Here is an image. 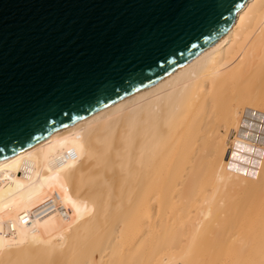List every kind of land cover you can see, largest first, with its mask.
<instances>
[{
	"label": "bare ground",
	"instance_id": "bare-ground-1",
	"mask_svg": "<svg viewBox=\"0 0 264 264\" xmlns=\"http://www.w3.org/2000/svg\"><path fill=\"white\" fill-rule=\"evenodd\" d=\"M264 113V0L176 70L0 158V264H264V170L227 166Z\"/></svg>",
	"mask_w": 264,
	"mask_h": 264
},
{
	"label": "water",
	"instance_id": "water-1",
	"mask_svg": "<svg viewBox=\"0 0 264 264\" xmlns=\"http://www.w3.org/2000/svg\"><path fill=\"white\" fill-rule=\"evenodd\" d=\"M246 0H0V158L220 41Z\"/></svg>",
	"mask_w": 264,
	"mask_h": 264
},
{
	"label": "crops",
	"instance_id": "crops-1",
	"mask_svg": "<svg viewBox=\"0 0 264 264\" xmlns=\"http://www.w3.org/2000/svg\"><path fill=\"white\" fill-rule=\"evenodd\" d=\"M231 137L235 142L227 166L243 175L258 177L264 170V113L246 110Z\"/></svg>",
	"mask_w": 264,
	"mask_h": 264
}]
</instances>
